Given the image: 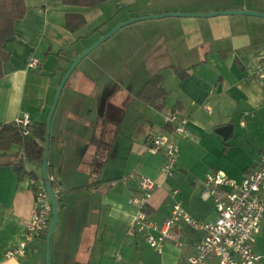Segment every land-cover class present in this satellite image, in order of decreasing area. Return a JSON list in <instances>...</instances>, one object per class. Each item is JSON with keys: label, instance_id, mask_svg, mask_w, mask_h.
Returning <instances> with one entry per match:
<instances>
[{"label": "crops", "instance_id": "1", "mask_svg": "<svg viewBox=\"0 0 264 264\" xmlns=\"http://www.w3.org/2000/svg\"><path fill=\"white\" fill-rule=\"evenodd\" d=\"M127 1L137 10L145 6L146 12L137 17L226 11L264 14V0ZM105 5L89 12L99 15L102 24H107L115 13L103 12ZM27 6L25 18L17 22L15 36L6 45L11 60L5 64L4 77L0 80V130L2 125L15 123L26 115L31 122H46L53 105L54 87L44 82L46 76L38 55L69 50L79 43L77 39L89 38L101 29L100 25L91 31L94 34L76 38L75 34L87 26L89 19L84 13L85 27L76 33L69 32L65 28L66 15L82 11L65 7L62 0H27ZM135 17L136 14L128 18ZM164 19H169L167 28L156 32L166 31L169 36L158 38L144 65L164 44L168 56L147 67L154 69L150 77L162 75L163 86V72L169 70V91L164 86L169 92V107L167 104L161 111L163 115L158 114L160 118L150 117L152 130L159 132L176 107L189 117L191 137L178 143L180 154L175 176L166 178L161 174L163 152L151 153L152 133L139 142L130 139L129 146L123 143L121 148H116V140L123 137L121 127L114 130L112 141L106 128L110 122L107 116L97 134V118L75 115L72 107L77 100L65 102L61 107L60 99L52 123L51 133L55 135L51 134L48 170L50 181L54 179L60 191L59 224L51 243L52 264H187V258L196 253L204 240V233L189 225H177L171 233L178 245L169 240L162 253H158L142 235L130 231L139 213L130 199L138 197L140 189L137 180L125 182L124 177L137 171L161 185L150 201V218L158 224L170 218L175 199L182 201L193 219L214 223L217 220L214 202L203 197L206 174L222 172L241 183L247 172L260 166L264 154V86L254 74L264 63V18L217 15ZM34 58L39 66L30 69ZM176 69L187 71L188 76L181 80ZM98 70L112 77L109 69ZM87 74L90 76L80 81H84L88 97L94 83L102 87L103 82L95 76L96 71ZM84 106L91 108L92 100ZM243 120L245 126L241 124ZM228 126L233 130L224 139L218 132ZM170 139L174 143L179 140L173 135ZM18 151V147H13L9 153ZM27 168L42 176V164L27 163ZM174 189L180 191L179 196H173ZM34 208L35 192L30 180L19 179L12 167H0V264H41V246H46L42 238L33 242L26 256L7 257V252L18 248L23 241L25 225ZM253 249L264 264V215L262 231Z\"/></svg>", "mask_w": 264, "mask_h": 264}, {"label": "built area", "instance_id": "2", "mask_svg": "<svg viewBox=\"0 0 264 264\" xmlns=\"http://www.w3.org/2000/svg\"><path fill=\"white\" fill-rule=\"evenodd\" d=\"M38 66L39 61L32 59L29 68L35 69ZM254 77L264 86V63ZM16 123L26 129L31 124V119L26 115ZM167 123L172 126V132L160 130L153 137L150 147L153 154L163 152L161 174L166 178L174 177L177 167V146L170 136L183 140L191 137L189 117L181 111H173L167 117ZM241 124L245 126V120ZM129 180H137L140 189L139 196L130 199V203L139 212L130 231L142 235L147 244L158 253H162L166 242L174 240L172 228L185 224L204 233V240L197 246L196 253L187 258V264H262L261 256L254 252L253 247L256 237L262 231L264 215V154L260 166L247 172L241 183L222 172L206 174L203 197L214 202L217 211V220L214 223L193 219L185 210L182 201L175 199L170 218L162 225L158 224L150 219L146 210L150 206L154 191L161 185L137 172H133ZM30 183L35 189V208L25 225L23 241L18 248L7 252L9 258L26 256L28 248L36 239L48 233L51 224L52 205L44 180H30ZM57 193L59 190L55 194ZM172 193L177 197L180 191L174 189ZM175 245H178L176 241Z\"/></svg>", "mask_w": 264, "mask_h": 264}, {"label": "rangeland", "instance_id": "3", "mask_svg": "<svg viewBox=\"0 0 264 264\" xmlns=\"http://www.w3.org/2000/svg\"><path fill=\"white\" fill-rule=\"evenodd\" d=\"M125 1L110 0L109 3L103 7L102 10L105 13L115 11L112 18L107 20V24H102L101 17L98 18L99 15L96 13L93 12L92 14H89L90 10L79 9L82 11V14L85 13L89 21L84 29L75 34L76 38L78 36L83 37L87 35L97 27H100V25L101 29L97 30L96 34L91 32L94 35L90 33L92 36H87L89 38L85 37L77 39V42L79 43L69 50H55L53 53L46 52L45 54L40 52L37 58L43 65L42 73L46 76L44 77L46 78V81L44 82H46V84H51L53 85L52 87H54V89H51L54 91L52 94L54 97L53 102L66 72L76 59L74 57L78 51L85 49L84 47L90 43H92L91 46H93L99 39L109 34L118 25L130 19H134L128 18L129 15L136 14L135 18H140L137 16L146 12L145 6L141 10H137L134 9L133 6H129L127 0ZM126 17L127 19L124 20ZM122 19L124 21L120 22ZM167 22H169V19L147 20L124 27L81 62L63 90L61 107L64 106L65 102L71 100L75 102L77 100V104L72 107V112L75 115H85L89 119L97 118L99 120V128L97 131L95 130L97 134L100 133V130L103 128L102 122L105 116L110 120L109 123L107 122L108 124L106 128L108 133L110 132V139L112 141L114 139V130L117 127L122 128L123 137H119L118 140H116V148H121L123 143L124 146H129L128 142L130 139L139 142L146 136L151 135V133L154 136L158 133V131L155 132L152 130V125L149 120L151 119V116H155L157 119L160 118L158 117V114L163 115V112H157L145 106L136 99V95L140 87L150 78L151 73L154 72V69H148L144 65V60L150 54V51L156 46L158 38L161 37L163 39V37L169 36V33L166 31H163L162 33L156 32L159 28L166 29ZM91 46H88L86 50ZM86 50H84V52ZM114 55L115 58L113 59L112 56ZM100 67L109 69L112 77L99 71L98 68ZM95 71L97 72L95 76L97 79L102 80L103 86L100 87L94 83L95 87L88 90L91 92V96L87 97L84 91V89H86L85 83L80 80L84 77H89L90 75L87 73L94 74ZM163 76L165 79L164 86L169 91V70H164ZM115 96L116 99H114ZM88 100L89 102L90 100L93 102L91 108H85L84 106V104H89ZM116 102L118 103L114 105ZM47 119L48 116L46 120ZM123 124H125L124 127ZM154 125L157 126V124ZM51 134L55 135L54 132ZM184 141L186 140L179 139L175 143L177 146V157L180 154L178 143L181 144ZM132 173H129L124 177L125 182L130 181L129 176ZM40 252L41 264H46L45 245L41 246ZM52 255H54V248H51V259Z\"/></svg>", "mask_w": 264, "mask_h": 264}, {"label": "trees", "instance_id": "4", "mask_svg": "<svg viewBox=\"0 0 264 264\" xmlns=\"http://www.w3.org/2000/svg\"><path fill=\"white\" fill-rule=\"evenodd\" d=\"M109 1L110 0H62L65 7L77 11H79V9H97L107 4ZM27 10V0H0V80L4 77L5 64L11 60V54L6 50V45L15 36L16 24L18 21L25 18ZM86 23L87 20L83 14L71 12L66 15L65 28L71 33H76L85 27ZM167 56L168 51L163 44L146 59L145 66L150 67L162 61ZM176 73L181 80L188 76V72L185 70L181 71L176 69ZM168 98L169 92L163 86V77L160 73L150 77L142 85L136 95V99L139 102L157 112H161L167 107ZM175 110H179L184 114L180 107L173 109V111ZM162 129L169 133L172 132V126L168 125L167 119L165 126L160 130ZM26 131L28 134H25ZM52 140L53 138L51 136V142ZM45 141L46 122H31L26 129L22 126H18L16 122L2 125L0 130V167H12L21 180L41 179L42 176L39 177L27 168V163L42 164L45 154ZM98 142L100 143V141ZM106 146L111 147L110 144H106ZM13 147H18L19 151L17 153H9ZM49 177H51L50 172ZM51 186L56 193L59 186L54 179H51ZM59 194L60 191L56 195L58 200ZM146 212L147 215L151 217L150 206L147 208ZM46 236L47 233L42 237L45 244Z\"/></svg>", "mask_w": 264, "mask_h": 264}, {"label": "water", "instance_id": "5", "mask_svg": "<svg viewBox=\"0 0 264 264\" xmlns=\"http://www.w3.org/2000/svg\"><path fill=\"white\" fill-rule=\"evenodd\" d=\"M217 15H247V16H257L264 18V14L252 12V11H226V12H217V13H211V14H191V13H166V14H160V15H149L147 17H140V18H134L130 19L120 25H118L116 28H114L109 34L103 36L101 39H99L93 46H91L88 50H86L84 53L80 54L75 61L71 64L70 68L66 72L57 92L56 97L54 99L53 105L51 107L50 113L48 115V119L46 120V141H45V154L42 161V179L45 182L46 190L49 196V199L51 201L52 205V220L51 224L48 229V233L46 236V264H51V243L52 238L55 233V230L59 224V218H60V212H59V206H58V199L56 197V194L51 186V181L49 177V158H50V147H51V130H52V123L54 116L56 114L63 90L65 86L67 85V82L69 81L70 77L73 75L77 67L81 64V62L88 57L93 51H95L100 45L107 42L109 39H111L117 32H119L124 27L142 22L147 20H158V19H164V18H170V17H213ZM233 127L228 126L225 128H222L219 130V134L223 136L224 139H227L228 135L232 132Z\"/></svg>", "mask_w": 264, "mask_h": 264}]
</instances>
